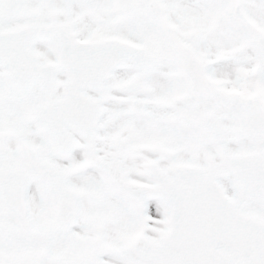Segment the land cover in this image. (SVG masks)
<instances>
[{"label":"snow or ice","instance_id":"obj_1","mask_svg":"<svg viewBox=\"0 0 264 264\" xmlns=\"http://www.w3.org/2000/svg\"><path fill=\"white\" fill-rule=\"evenodd\" d=\"M0 264H264V0H0Z\"/></svg>","mask_w":264,"mask_h":264}]
</instances>
